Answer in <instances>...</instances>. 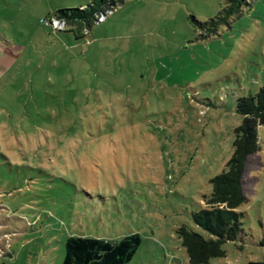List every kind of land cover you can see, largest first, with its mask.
I'll return each instance as SVG.
<instances>
[{"label":"rangeland","instance_id":"1","mask_svg":"<svg viewBox=\"0 0 264 264\" xmlns=\"http://www.w3.org/2000/svg\"><path fill=\"white\" fill-rule=\"evenodd\" d=\"M93 0H0V264H62L71 236L139 234L130 264H190L178 230L234 154L264 87V0H124L92 31L49 18ZM245 235L210 264L262 262L264 126Z\"/></svg>","mask_w":264,"mask_h":264},{"label":"trees","instance_id":"2","mask_svg":"<svg viewBox=\"0 0 264 264\" xmlns=\"http://www.w3.org/2000/svg\"><path fill=\"white\" fill-rule=\"evenodd\" d=\"M229 2L230 7L225 17L219 21L200 24L202 28L211 26L207 29L208 34H216V27L220 22L240 13L247 0ZM122 4L124 0H93L80 8L49 12L41 23L52 17L64 20L67 26L90 32L100 14L116 10ZM236 112L242 117V123L235 131L234 154L223 172L210 181L212 192L206 197V208L192 215L194 223L209 238L185 226L178 230L190 264H210L212 260L226 258L225 244L238 243L245 235L246 215L238 209L248 201L244 180L248 160L261 150L258 128L264 126V87L255 95L239 98ZM141 244L142 238L139 234L128 235L118 242L71 236L66 242V255L62 264H130ZM261 246L264 248V241ZM249 264H264V252L262 262Z\"/></svg>","mask_w":264,"mask_h":264},{"label":"built area","instance_id":"3","mask_svg":"<svg viewBox=\"0 0 264 264\" xmlns=\"http://www.w3.org/2000/svg\"><path fill=\"white\" fill-rule=\"evenodd\" d=\"M113 11H115V10H110V11H107L106 13L100 14V16L98 17V21L96 22V24H100V23L105 22L107 20L108 16L113 13ZM88 33H90V32L88 31Z\"/></svg>","mask_w":264,"mask_h":264}]
</instances>
